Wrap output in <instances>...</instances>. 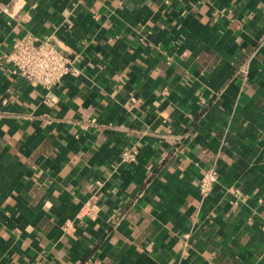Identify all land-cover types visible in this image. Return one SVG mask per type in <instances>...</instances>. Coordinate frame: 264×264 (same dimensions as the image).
<instances>
[{"label": "crops", "instance_id": "0c3cea01", "mask_svg": "<svg viewBox=\"0 0 264 264\" xmlns=\"http://www.w3.org/2000/svg\"><path fill=\"white\" fill-rule=\"evenodd\" d=\"M0 264H264V0H0Z\"/></svg>", "mask_w": 264, "mask_h": 264}, {"label": "built area", "instance_id": "2783aa9c", "mask_svg": "<svg viewBox=\"0 0 264 264\" xmlns=\"http://www.w3.org/2000/svg\"><path fill=\"white\" fill-rule=\"evenodd\" d=\"M3 61L12 73L36 82L47 91L57 86L66 74L78 73V70L70 64L59 46L50 40H38L31 34L15 38L9 52L3 55ZM46 100L51 101L49 98ZM94 122L95 118H91L89 121V123ZM120 160L125 163H132L135 160V153L129 149H124L120 155ZM217 180L218 171L213 166L202 173L197 185L202 198L210 194Z\"/></svg>", "mask_w": 264, "mask_h": 264}]
</instances>
